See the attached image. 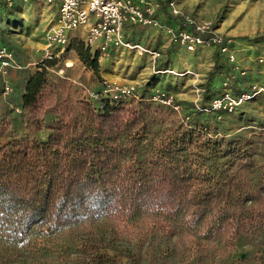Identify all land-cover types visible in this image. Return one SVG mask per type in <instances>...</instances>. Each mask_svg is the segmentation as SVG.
<instances>
[{"label":"trees","instance_id":"16d2710c","mask_svg":"<svg viewBox=\"0 0 264 264\" xmlns=\"http://www.w3.org/2000/svg\"><path fill=\"white\" fill-rule=\"evenodd\" d=\"M12 1L10 8L0 0L7 15L19 8L16 3L21 0ZM160 1L163 5L164 0ZM250 41H264V36ZM69 45L76 48L83 64L99 74L98 52L91 57L80 40ZM213 60L204 86L203 98L208 103L217 95L209 96L214 79L229 71L217 49ZM44 62L50 63L43 61L23 79L19 107L26 136L8 138L0 145V264H47L31 254L51 251L54 255L59 249L48 248L43 240L32 246L37 237H53L85 224L101 227V222L111 223L114 234L62 246L66 255L85 256L65 264H165L177 258L175 246L168 241L159 239L144 250L148 234L133 232L123 237L122 231L145 215H154L163 225L178 227L199 242L234 241L264 227V183L246 173L251 167L249 139L217 137L209 131V117L221 120L224 114L217 119L214 114L189 111V126L178 123L146 157L138 156L121 143V110L128 109L130 98L110 102L98 96L81 100L76 108L53 109L47 106ZM163 65L160 62L158 68ZM240 82L241 78L230 82L233 94L247 90L248 85ZM52 113L54 117L45 122L47 136L31 137ZM9 127L1 109L0 141ZM176 235L171 230L169 237ZM197 249L193 244L186 247L180 264L189 258L185 264H196L202 252ZM202 260L198 258L199 263Z\"/></svg>","mask_w":264,"mask_h":264},{"label":"rangeland","instance_id":"374dc122","mask_svg":"<svg viewBox=\"0 0 264 264\" xmlns=\"http://www.w3.org/2000/svg\"><path fill=\"white\" fill-rule=\"evenodd\" d=\"M178 3L182 11L212 21L223 37L232 39L229 49L233 53L234 61L221 55L229 71L214 79L209 96L218 94L225 80L230 84L240 78V85H258L264 89V41H250L256 36H264V0H178ZM16 4L19 8L11 15H7V9L0 6V45L11 50L15 62L21 66L11 71L7 78L11 90L5 93L3 88H0V110L2 109L10 125V131L2 138L0 145L8 138L18 139L27 134L24 118L22 114L16 113L15 109L20 108L25 74L37 70L43 62L44 38L57 17L56 9L42 0L30 3L19 1ZM164 15L161 16L162 24L159 27H133L132 31H129L132 33L130 39L133 43L160 53L156 63H153L149 56L139 55L134 50L117 49L108 55L98 53L100 68L99 74L95 75L79 60L76 48L71 45L57 52L53 59H48L49 64L44 62L47 70V106L53 109L65 106L76 108L83 99H95L91 94L99 93L104 82L137 86L139 94L144 96L130 98L128 109L121 110V143L125 150H133L142 157L151 152L162 136L175 130L178 123L189 126L190 119L186 117L189 116V111L197 110L207 114L204 109L209 103L203 98L204 86L214 63L213 53L216 48L208 46L188 52L179 45L171 44L165 26H175L178 23L166 13ZM82 33L81 29L74 31L71 41H81ZM90 55L93 57L94 54L90 52ZM160 62L164 65L158 68ZM241 71H244V74L240 75ZM161 91L173 96L176 104H179L178 112L153 99L155 93ZM210 114L213 115V112L207 115ZM50 117H54L53 113L42 119V130L32 133L31 137L47 136L45 122ZM208 124L209 131H213L217 137L225 134L226 137L240 135L249 139L251 156L248 161L251 167L246 173L256 178L259 184L260 180L264 183V91L242 103L235 112L224 115L221 120L209 117ZM162 223L154 215L138 217L129 230L122 231V235L127 238L126 235L133 232H136L137 236L148 234L144 250L159 239L170 242L175 246L178 256L168 259L165 264H180L181 257L185 254L183 250L191 244L198 245V249L202 251L197 254L196 264H264V227L256 229L254 233L237 237L234 241L223 239L199 242L191 235L179 231L178 227L170 229ZM110 226L113 225L104 222H101V227L97 224H85L78 228L64 229L53 237H37L39 239L36 238L32 246L43 240L42 243H46L48 248L59 251L54 255L51 251H38L31 255L41 257L47 264H65L64 261L67 260H81L85 256L78 253L66 255L68 252L62 250V246L66 247L74 240L79 243L89 236H104L107 232L112 235L114 233ZM171 230L177 231L173 239L169 237ZM68 256L71 257L68 259ZM239 256L241 259L238 260ZM201 257L203 260L199 263L198 258ZM187 261L191 259L182 261V264Z\"/></svg>","mask_w":264,"mask_h":264},{"label":"built area","instance_id":"2783aa9c","mask_svg":"<svg viewBox=\"0 0 264 264\" xmlns=\"http://www.w3.org/2000/svg\"><path fill=\"white\" fill-rule=\"evenodd\" d=\"M7 6H11L12 0H3ZM30 3L35 0H21ZM57 8V18L54 24L47 30L44 38L42 61L53 59L57 52L72 39L71 34L81 29V42L91 53L109 54L117 49H131L139 55H147L153 63L159 60L160 53L133 43L127 36L133 27H159L161 26L162 12L178 25L165 26L168 40L173 45H179L186 51L192 52L199 48L212 46L221 55L234 61L230 51L232 39L223 37L210 20H203L182 11L178 0H42ZM21 68L15 62L13 53L5 46H0V78L3 82V90L8 93L11 90L7 81L11 71ZM161 71V70H160ZM158 71V72H160ZM244 71L240 72V75ZM264 91L260 86L248 85L247 90L241 94H233L229 89L228 81L222 83L219 94L213 96L205 112H213L217 119L221 115L235 112L242 103L255 98ZM95 99L103 97L110 102L138 97L137 86L129 84L104 82L102 90L91 94ZM155 101L174 109L178 112L179 104L172 95L164 92H156ZM21 113L20 108L15 109Z\"/></svg>","mask_w":264,"mask_h":264},{"label":"crops","instance_id":"0c3cea01","mask_svg":"<svg viewBox=\"0 0 264 264\" xmlns=\"http://www.w3.org/2000/svg\"><path fill=\"white\" fill-rule=\"evenodd\" d=\"M52 6H53V5H52ZM53 7L56 9V15H57V8H56L55 6H53ZM162 16H165L163 12H162ZM56 18H57V17H56ZM136 28H137V27H136ZM131 31H132V30H131ZM128 33H129V34H128L127 37L130 39V37H132V36H131L132 33H130V32H128ZM129 35H130V36H129ZM0 46H3V45H0ZM12 53H13V52H12ZM250 85H251V84H250Z\"/></svg>","mask_w":264,"mask_h":264}]
</instances>
